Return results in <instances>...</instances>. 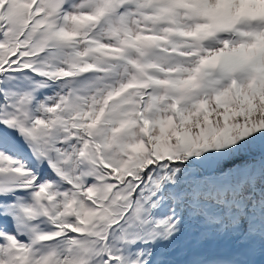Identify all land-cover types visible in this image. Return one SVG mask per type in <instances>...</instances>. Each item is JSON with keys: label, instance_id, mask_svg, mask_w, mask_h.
Returning <instances> with one entry per match:
<instances>
[{"label": "rangeland", "instance_id": "rangeland-1", "mask_svg": "<svg viewBox=\"0 0 264 264\" xmlns=\"http://www.w3.org/2000/svg\"><path fill=\"white\" fill-rule=\"evenodd\" d=\"M4 1L0 0V8L5 13L0 19V122L3 124L0 129L5 128L4 125L10 121L7 120L5 100L7 87L16 77L26 86L22 103L18 100L22 109L30 110L32 105H37L36 98L39 99L38 106H51V100L45 96L48 90L43 89L41 83H49L52 79L54 87H57V80L63 77L65 81L60 80L61 87L52 90H60L59 103L69 102L71 107H78L80 105H77L75 96H70V91L81 87L78 75L93 74L98 80L90 81L89 85H99L97 90L125 85L130 80L137 86L144 84L147 96L133 100L137 107L144 101L142 111L149 109L150 104L152 111L154 108L156 114L162 113L169 109L171 103L179 102L182 114L176 121L170 122L169 132L164 133L161 139L148 138L146 150L139 152V156L131 164V157L116 152L120 141H126L127 136H133L132 143L138 140L136 134L139 129L136 124H132L138 116L134 114L135 106L129 107L127 114L122 116V119L125 116L128 119L121 121L125 128L113 134V143L109 148L112 151L109 158L118 174L107 179L105 185L97 181L98 167L92 146L88 145L91 157L83 158L86 148L83 145L81 149L79 145V142L83 143V133L76 132L73 126L56 131L53 124L49 133L41 127L42 122L35 124L33 129L42 137L46 146L42 153H38L39 149H33L36 170L25 166L6 151L3 150L2 155L0 152V190L9 186V189L14 187L20 190L26 186L31 188L32 185L37 186L33 191L43 190L44 219L53 226L57 235L55 239L42 241L41 236L46 229L39 221H32L31 227L26 229V226L19 227L20 223L14 222L13 215L0 214V264H119L116 259H109V255H116L115 253L128 264L127 259L131 253H123L125 250L132 252L142 243L152 241L153 237L160 243L172 241L174 237L180 239L182 232L178 229L176 231L173 225L158 222L157 227H153L154 220H149L151 208L139 197L142 194L153 200L155 210L159 207L164 209L167 221L171 214L178 218L180 212L187 213L189 210V221L202 225L201 220L207 219L205 212H208L212 217V228L218 230L211 235L207 244L217 248L220 242L221 246L231 244L241 248L244 243L230 235L237 231L233 230L234 224L227 230L219 227L221 218L227 216L230 210L236 226L242 228L246 225L241 210L243 203H252L251 193L255 196L256 204L264 202V43L259 39L260 35L264 37V28L255 31L246 25L245 36L249 38L248 41L244 37H237L236 33H225L224 36L212 33L204 43L206 49L203 51L197 49L195 41L181 40L178 37V41L181 40L178 45L179 55L166 44L158 46L149 40L134 43L127 48L122 47V38L128 26L133 34H147L143 30L144 24L149 21L158 25L160 37L169 36L170 16L166 17V12L156 3H144V0H140L138 6L130 9L122 19L117 7L120 0H75L67 10L80 20L69 24L78 37L68 41L56 38L50 30L57 26L60 12L67 0ZM32 3L37 4L34 14L38 17L34 20L29 13ZM101 11H104L106 18L103 25L99 26L97 16ZM191 14L190 11H183L180 30L189 31ZM42 23L46 25L42 26ZM96 27H100L98 32L101 33L98 49L93 50L92 45L96 43L91 38L95 35ZM200 43L203 47L204 44ZM251 45L255 46L253 52L249 49L246 52L248 54L233 57L227 55L226 48H247ZM15 54L26 60H21L14 68L23 67L24 63L31 64L30 67L34 69L39 65V73L43 76L34 75L29 70L11 72V63H17V56L12 57ZM214 55L223 58L214 59ZM140 68H145L147 78H154L155 83L148 85L146 74L141 73ZM8 69L10 72H6ZM223 72L225 76H222ZM238 82L240 85H250L247 96L238 92L232 99L215 104L216 108L209 110L206 107L202 111L199 108V112L194 115L195 119L183 122L186 110L191 105L208 96L219 95ZM107 94L109 93L101 96L98 107ZM152 95L154 96L150 97ZM161 95L163 97L159 99L160 103L157 98ZM96 98L97 96L86 98V103L97 104ZM126 98H130L129 103H132L130 96ZM109 106L111 107V103ZM112 111L113 107L106 133L110 132L109 121L117 116L113 117ZM129 111L133 112L132 115ZM108 112L106 109L105 113ZM21 115L22 112H19L13 121L16 122ZM24 116L25 122L21 125L29 128V117L27 114ZM127 120L130 124L125 125ZM154 120L152 125L155 124ZM106 133L101 139L103 147ZM62 134L67 139L66 143L55 140ZM72 137L74 139L71 140ZM132 143L126 145L124 142V146L133 147ZM56 148L66 154L68 162L65 163L66 157L62 153H57V164L53 165L55 170L52 172L54 178L37 181V176L51 162L45 153L56 152ZM10 168L18 169V172L24 174V179L17 181L8 175ZM199 189L207 195L200 194ZM92 197L96 200V205L93 206L89 203V198ZM161 197L165 201H161ZM101 199L105 201L102 202ZM122 201L130 205L128 216L131 218L132 213L138 210L133 217L135 222L132 218L129 229L120 226L114 233L109 231L105 234L109 227L106 218L110 221L117 217L119 219V216L111 215V207L119 212L120 205L117 203ZM80 208L86 219L75 216ZM226 220L228 221L227 217L224 221ZM139 224L143 226V231ZM147 224L153 228H146ZM224 225H227L226 222ZM188 228L190 231L193 225L189 223ZM249 228H252L251 223ZM245 247L250 264H264L263 253L254 252L250 243ZM113 248L122 252H116ZM226 258L231 264L236 263L237 259L241 262L237 264L243 263L235 256L228 255Z\"/></svg>", "mask_w": 264, "mask_h": 264}, {"label": "bare ground", "instance_id": "bare-ground-1", "mask_svg": "<svg viewBox=\"0 0 264 264\" xmlns=\"http://www.w3.org/2000/svg\"><path fill=\"white\" fill-rule=\"evenodd\" d=\"M4 1V0H2ZM11 1V0H9ZM142 1V0H141ZM149 1V0H146ZM127 4V8L123 12V18L125 17L126 12L130 9L131 6H136L140 0H122ZM145 2V0H144ZM3 3V2H2ZM1 3V5H2ZM4 3H7V1ZM155 3L159 4L162 11L166 12V17L170 15V13H174L175 7L179 5H185V10H189L192 13L190 17L189 23V31H182L181 35L184 40L187 41H195L197 44L202 42L205 43L206 40L210 37L212 33H218L219 36H224L226 34L236 33L238 37H244L249 40L245 36V27L249 25V28H253L255 31L260 28H264V0H172V3L168 5L166 0H155ZM37 7L36 3H32L30 8L33 10V13H36L35 8ZM199 9V14L197 16L194 15V11ZM39 10V9H38ZM73 10V9H71ZM38 13L40 12L37 11ZM239 16V21L234 22V16ZM2 10L0 9V19L2 18ZM36 14H33V17ZM60 18L63 20L62 25H58L57 27H51V34H55L54 36L58 39H71L75 36L74 29L70 27V23L73 21L79 22L80 20L78 17H74L73 15L68 13V10L63 7L60 12ZM173 18V16H172ZM97 20L99 23H103L104 20V13L99 12L97 16ZM46 24L42 23V26ZM72 25V24H71ZM144 30L147 31V34L140 33V34H133L130 30L129 26L126 28V31L122 38V47L127 48L132 46L134 43L142 42L144 40H155L160 43L169 42L171 44L172 40L171 36L167 37H160L158 35V27L154 24L148 23L144 24ZM151 26V27H150ZM192 26V29L190 28ZM2 30V23L0 22V31ZM137 33V32H136ZM255 33V32H253ZM251 35V34H250ZM260 41L264 43V37L261 35L259 36ZM98 36H95L94 41L97 40ZM174 45H177V42L174 41ZM172 45V44H171ZM256 45V44H255ZM252 46V47H251ZM248 46L247 48H243L242 46H236L234 48H226L228 49L227 55L230 57L248 54V50L250 49L251 52L254 51V45ZM134 47V46H133ZM205 46L202 49H206ZM92 49H98L97 42L93 44ZM176 52L179 53L178 45L175 47ZM223 58V56L214 55L215 58ZM211 61V60H210ZM11 67L16 65L17 63L12 62ZM22 68H14L12 71L20 70ZM29 70V69H25ZM10 71V69H9ZM24 71V70H22ZM30 71V70H29ZM33 71V70H32ZM21 73V72H20ZM90 76L86 78L89 81ZM149 80V79H148ZM142 88H145L144 84H140ZM124 88H129L128 85H124ZM250 85H240L239 82L232 87H227L224 89L219 95L216 96H208L201 100V102L196 103L195 105H191L188 110H186L185 116L183 118L184 121H192L196 117L194 116L196 112H199V108L201 109L203 105L207 107L209 110L216 108L217 103H221L226 99H232L235 94L238 92L243 93V95L247 96L250 91ZM118 91L115 93L107 94V97L102 100V104L98 107V112L100 113L102 109L108 104L111 103V107H113L112 115L114 117L113 121H109L108 127H110V132L106 133L105 140L103 141L105 147H103L101 141H97L95 143L94 149L96 150L97 159L99 161L102 160L101 156L104 153V150L110 148L112 142V133L118 132L121 128V121L128 119L126 116L125 119H122V115L127 114V112L123 111V106L129 103L130 98H124L122 102L118 103L117 100ZM163 95L159 96L157 99L159 100L162 98ZM112 102H114L112 104ZM160 102V100H159ZM161 103V102H160ZM216 104V105H215ZM149 107V106H148ZM129 110V109H128ZM148 108L143 110L144 116H138V119H135L134 123L139 129V133L136 134L138 137L135 143H132L133 136H127L128 138L125 141L126 145L132 143V145L137 146L139 152H143L146 150L147 146V139H161L164 133L169 132V124L170 122L173 123L176 121L181 109L179 107V102H174L170 104L169 109L166 112L158 113L155 117V124L152 125V121L147 115ZM161 112V111H159ZM124 113V114H123ZM132 115V111L128 112ZM177 114V115H175ZM182 114V113H181ZM123 124V123H122ZM117 134V133H116ZM131 135V134H130ZM85 146V144H84ZM126 147V146H125ZM128 147V146H127ZM57 162V158H56ZM102 163V162H101ZM109 169V176L116 175L118 172L116 169L110 165H106ZM120 173V172H119ZM9 187H3L0 190V210L2 213L6 212L13 215V220L15 223H20L19 227L26 226L31 227L32 221H39L40 224L45 226L44 236L46 238H51L55 236V232L51 229V225H49L45 221V214L40 209L41 200L43 199V193L41 191H33L29 187H24L23 189L18 190L17 188L9 189ZM34 189V188H33ZM12 191H17L18 193L13 196Z\"/></svg>", "mask_w": 264, "mask_h": 264}, {"label": "trees", "instance_id": "trees-1", "mask_svg": "<svg viewBox=\"0 0 264 264\" xmlns=\"http://www.w3.org/2000/svg\"><path fill=\"white\" fill-rule=\"evenodd\" d=\"M199 190H201L199 193H200V194H203L202 189H199ZM206 195H207V194H206Z\"/></svg>", "mask_w": 264, "mask_h": 264}]
</instances>
